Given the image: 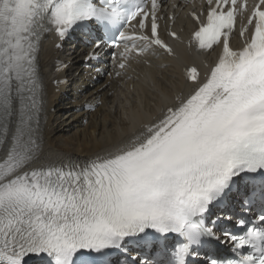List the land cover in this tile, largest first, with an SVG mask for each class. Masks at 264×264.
Instances as JSON below:
<instances>
[{
    "label": "snow or ice",
    "instance_id": "1",
    "mask_svg": "<svg viewBox=\"0 0 264 264\" xmlns=\"http://www.w3.org/2000/svg\"><path fill=\"white\" fill-rule=\"evenodd\" d=\"M150 3L0 0V264H112L129 243L154 257L131 264H264V0L239 50L229 44L237 0H215L194 37L201 50L222 39V53L204 80L188 70L195 86L160 116L82 164L33 167L45 158L41 37L96 23L133 41L122 56L147 51L137 39L172 53L158 32L157 0ZM149 19L150 36L120 31ZM257 204L261 214L251 227L239 220L240 235L222 227L230 217L211 219ZM221 241L232 242L233 258H219Z\"/></svg>",
    "mask_w": 264,
    "mask_h": 264
},
{
    "label": "bare ground",
    "instance_id": "2",
    "mask_svg": "<svg viewBox=\"0 0 264 264\" xmlns=\"http://www.w3.org/2000/svg\"><path fill=\"white\" fill-rule=\"evenodd\" d=\"M185 10L181 11L173 26L180 34V41L172 43V56L153 50L154 56L147 57L148 66L139 59L119 79L107 77L86 87L78 97L74 96L75 88L67 89L72 92H68L67 96H63V92L53 94L49 66L56 57L74 63L77 60L80 65L81 57L78 52L77 55L74 52L68 55L61 53L52 47L50 40L44 39L46 35L43 36L37 67L42 84L41 135L45 158L37 160L33 167L50 161L82 164L103 154L104 150L115 146L123 134L160 116L166 105L175 102V97L187 95L192 90L194 82L188 83L180 74L184 66H200L192 48L183 42L194 29L191 21L184 16ZM211 56L213 51L207 54V58ZM207 72L203 69L199 78L201 81L206 78L204 74ZM88 78L79 71L73 82L77 86L91 84ZM72 97L73 101H70ZM87 105H93L94 110H89ZM55 107L59 111L48 115V110Z\"/></svg>",
    "mask_w": 264,
    "mask_h": 264
},
{
    "label": "rangeland",
    "instance_id": "3",
    "mask_svg": "<svg viewBox=\"0 0 264 264\" xmlns=\"http://www.w3.org/2000/svg\"><path fill=\"white\" fill-rule=\"evenodd\" d=\"M85 122V121H84ZM86 122H87V120H86Z\"/></svg>",
    "mask_w": 264,
    "mask_h": 264
}]
</instances>
